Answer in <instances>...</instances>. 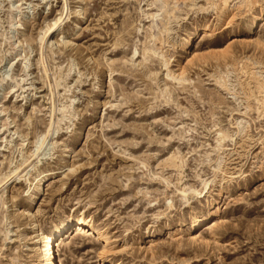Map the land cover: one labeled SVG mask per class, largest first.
<instances>
[{"label": "rangeland", "instance_id": "obj_1", "mask_svg": "<svg viewBox=\"0 0 264 264\" xmlns=\"http://www.w3.org/2000/svg\"><path fill=\"white\" fill-rule=\"evenodd\" d=\"M78 219L58 264H264V0H0V264Z\"/></svg>", "mask_w": 264, "mask_h": 264}, {"label": "bare ground", "instance_id": "obj_2", "mask_svg": "<svg viewBox=\"0 0 264 264\" xmlns=\"http://www.w3.org/2000/svg\"><path fill=\"white\" fill-rule=\"evenodd\" d=\"M185 1H188V0H185ZM260 20H261L260 17H256L255 22L258 23ZM55 25H57V24L54 23L52 26L48 27L46 29L45 35L46 34H49V32L53 29V27ZM206 31H207L206 29H202L201 30V32H206ZM168 65H169V60L164 57V66L165 67H168ZM167 76H170L171 77L172 76V73L168 72L167 73ZM174 76L175 75H173V78L175 80L178 79V76H175V77ZM179 78H180V76H179ZM16 171L17 170H15L14 173ZM45 183H46V181L43 182V185L44 186H45ZM43 185L40 186L41 188L38 189L39 191L40 190H44V186ZM218 212H219V209L218 208H215L213 211L209 212L208 215H206L204 217H201L200 219H197L192 225L196 229L202 228L203 226H205L206 224H208V222H210V220L212 218H214L218 214ZM71 229H74L76 232H78L77 233L78 235L88 234L89 233V236H93V235H95V233L98 234L96 232V230L91 226V224L85 223L83 221V219H78V220H76L75 222H73L71 224L63 225L62 227L56 229L54 231V233H53L52 236L47 237V238L46 237H43V239H46V240L42 241V243H44V246H43L44 249H42L41 251H42V256L44 258L45 264H58V262H57V255L55 254V246H56V244H57V242H58L59 239H56V238L57 237L58 238L59 237H63V236H61L63 234V232H65L67 230H71Z\"/></svg>", "mask_w": 264, "mask_h": 264}]
</instances>
